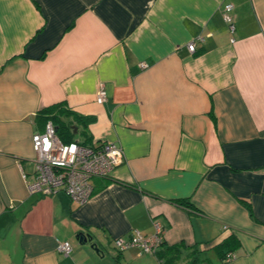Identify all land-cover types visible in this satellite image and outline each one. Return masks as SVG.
<instances>
[{
    "label": "crops",
    "instance_id": "crops-1",
    "mask_svg": "<svg viewBox=\"0 0 264 264\" xmlns=\"http://www.w3.org/2000/svg\"><path fill=\"white\" fill-rule=\"evenodd\" d=\"M56 103L123 154L81 205L21 178ZM153 220L157 253L113 247ZM170 247L168 264H264V0H0V264H163Z\"/></svg>",
    "mask_w": 264,
    "mask_h": 264
},
{
    "label": "built area",
    "instance_id": "built-area-1",
    "mask_svg": "<svg viewBox=\"0 0 264 264\" xmlns=\"http://www.w3.org/2000/svg\"><path fill=\"white\" fill-rule=\"evenodd\" d=\"M232 5L223 7V18L230 31H233L231 17ZM196 40L187 45L189 52H195ZM141 67H145L141 64ZM106 99V92L101 88L96 95V102L101 104ZM32 150L34 173L31 178L22 173L30 194L51 195L57 191H64L72 202L85 203L93 193L90 181L94 178L110 177L112 171L122 163L123 154L120 147L113 142H100L82 144L74 141L62 142L56 135V128L52 121H47L43 130L32 135ZM154 232L150 236H143L137 231L130 238L112 239L113 247L123 252L135 247L140 254H155L164 242V230L157 220L152 221ZM57 251L69 255L71 245L69 242H59ZM234 258L232 252L225 254L224 261L229 262Z\"/></svg>",
    "mask_w": 264,
    "mask_h": 264
},
{
    "label": "trees",
    "instance_id": "trees-1",
    "mask_svg": "<svg viewBox=\"0 0 264 264\" xmlns=\"http://www.w3.org/2000/svg\"><path fill=\"white\" fill-rule=\"evenodd\" d=\"M37 119H39L38 121L41 125L48 120L52 121L56 128V135L64 143L78 141L82 144H90L89 139L85 138L81 141L77 139V135L80 134L86 137V128L94 118L83 116L72 111L65 103H56L41 109L37 114ZM177 251V247H170L165 252H160L158 256L163 258V264H168L172 259L178 257L179 254ZM188 264H200V262L194 258Z\"/></svg>",
    "mask_w": 264,
    "mask_h": 264
},
{
    "label": "water",
    "instance_id": "water-1",
    "mask_svg": "<svg viewBox=\"0 0 264 264\" xmlns=\"http://www.w3.org/2000/svg\"><path fill=\"white\" fill-rule=\"evenodd\" d=\"M74 238L78 242V244H88L90 249L93 250L95 253L100 252L99 245L97 241H95L93 238V235H90L88 233H82L78 232Z\"/></svg>",
    "mask_w": 264,
    "mask_h": 264
}]
</instances>
